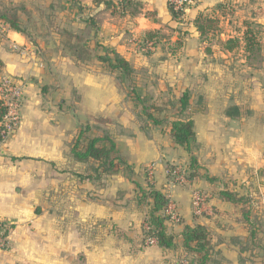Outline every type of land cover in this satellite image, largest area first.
I'll use <instances>...</instances> for the list:
<instances>
[{"label": "crops", "instance_id": "0c3cea01", "mask_svg": "<svg viewBox=\"0 0 264 264\" xmlns=\"http://www.w3.org/2000/svg\"><path fill=\"white\" fill-rule=\"evenodd\" d=\"M107 1L43 0L40 10L47 15L37 20L30 13L34 0H0V13H15L24 29L22 34L4 24L0 32V81L10 78L21 91L20 122L0 145V221L9 227L0 264H194L181 250L180 235L195 225L209 230L217 264H264V249L256 250L264 246V224L251 244L240 208L212 196L224 188L245 195L240 185L254 183L257 192L263 184L264 50L258 68L244 40L250 29L260 37L246 15L250 8L260 11L263 2L199 0L178 22L168 0H139L136 16L112 14ZM199 15L216 20L204 36L194 24ZM64 33L83 38L88 58L66 49ZM146 33L160 39L148 55L130 43ZM106 52L128 62L136 97L161 107L148 113L164 123L147 119L127 80L103 66L99 58ZM181 119L193 122L192 151L202 167L192 187L166 176L168 165L189 161V151L170 136V123ZM83 130L86 137L114 141L120 161L115 173L83 178L87 165L71 153ZM205 175L218 181L211 185ZM146 177L179 217L166 223L176 235L175 250L143 246L151 200L140 203L136 196L147 189ZM194 190L207 197L202 216L193 213ZM244 243L248 248L241 252Z\"/></svg>", "mask_w": 264, "mask_h": 264}, {"label": "trees", "instance_id": "16d2710c", "mask_svg": "<svg viewBox=\"0 0 264 264\" xmlns=\"http://www.w3.org/2000/svg\"><path fill=\"white\" fill-rule=\"evenodd\" d=\"M106 6L112 11V14L119 13L121 16L124 14L136 16L142 9V3L139 0H108L106 2ZM168 6L172 18L175 21L182 22L184 20V12L175 11L169 3ZM21 10L26 11L23 7H21ZM0 22L7 25L12 30L24 34V29L20 27L19 19L15 13H10L8 11L0 13ZM215 23L216 20L212 15H199L194 21L195 27L201 36H204L207 31L213 30ZM64 38V45L70 53L76 55L81 60L88 58L89 53L84 48L83 38L81 36L64 33ZM244 40L247 46V51L254 55L253 58H256L260 51V47L255 32L251 29L247 31L245 33ZM159 42L160 39L156 33H146L138 42V46L140 48H145L147 44L151 43L155 47ZM150 53V51H146L143 54L148 55ZM99 60L105 68L112 72L120 73L121 76L127 80L128 92L135 96L136 100L141 103L147 119L152 120L155 125H161L164 123L163 119L160 120L158 118H154L148 113V110L159 112L161 111V107L155 106L153 103H149L146 99L144 100L140 97H136L134 89L132 88L133 72L127 61L113 52H106V55L99 58ZM188 102L189 96L186 93L179 102L182 110L187 108ZM5 115L6 108L3 101L0 100V123ZM227 115L232 117L233 110L229 109ZM170 126V136L173 142L178 147L186 148L189 151L190 157L188 164L185 167L168 165L166 169L167 179L170 183L179 184L177 178L182 175L186 181L184 185L192 187V185L201 177L202 171L198 158L193 155L192 151L195 145L193 122L192 120L187 119L175 120L170 123ZM83 134L84 130L79 133V136L73 141L71 147L73 158L76 161L87 165L85 170L86 175L83 176V178L89 180H99L103 175H111L115 173L120 161L114 141H112L108 136L86 137ZM204 178H206L211 185H214L218 181L216 178L209 177L208 175H205ZM146 180L147 189L139 188L136 196L138 202L140 203H147V200H151V206L147 210L143 221V246H147L146 241L154 240L155 246H158L166 251L175 250L177 249V245L175 243L176 235L168 232L166 226L168 217L164 216V211L171 201L163 191L155 189L153 183L150 182L147 177ZM212 196L221 201H225L239 207L242 221L249 229L251 244L257 241L256 237L260 232L262 224L257 216H255L248 197L225 188L213 191ZM8 234L9 227L2 223L0 226V236L7 239ZM180 236L182 238L181 250L184 255H187L193 260L194 264H217L219 253L211 244L210 232L206 227L202 225H195L193 227L185 226ZM246 245V243L240 245L241 252L247 251L248 247ZM257 249L263 250L264 247L257 246ZM243 264L246 263L243 261Z\"/></svg>", "mask_w": 264, "mask_h": 264}, {"label": "built area", "instance_id": "2783aa9c", "mask_svg": "<svg viewBox=\"0 0 264 264\" xmlns=\"http://www.w3.org/2000/svg\"><path fill=\"white\" fill-rule=\"evenodd\" d=\"M198 0H168V3L173 7L175 11H182L185 10L197 3ZM2 31L6 30L5 26L3 25L1 28ZM131 44L137 45V41H130ZM139 47V46H138ZM154 46L149 43L145 48H138L141 51H152ZM0 100L3 101V104L6 108V115L2 119L0 123L1 127V143L0 145L11 135V133L17 128L20 122L19 110H20V103H21V91L17 84L10 78H3L0 81ZM149 177H151V169L149 171ZM179 184H185L186 181L182 175L178 178ZM192 209L195 216H202L203 214L207 213L206 207V197L194 190L192 195ZM164 216L168 217V222L170 223H178L179 217L175 212V208L172 203H170L164 211ZM2 222L0 221V226ZM144 228V227H143ZM147 246H154V240L146 241ZM7 246V239H4L0 236V251H2Z\"/></svg>", "mask_w": 264, "mask_h": 264}, {"label": "rangeland", "instance_id": "374dc122", "mask_svg": "<svg viewBox=\"0 0 264 264\" xmlns=\"http://www.w3.org/2000/svg\"><path fill=\"white\" fill-rule=\"evenodd\" d=\"M252 1V0H251ZM43 0H34L33 4L31 5V11L30 13L33 14L32 16H34L35 19H39L41 17H43L44 15L46 16L47 15V10L42 13L41 12V8L45 7L43 6ZM252 2H254V4L256 3H259V2H263L264 4V0H253ZM250 4H253V3H250ZM40 7V8H39ZM41 9V10H40ZM251 10H249L250 12L248 13V17H250V19H256L255 21H249L250 22V28L254 29L255 31H259L261 33L259 39H258V44H260V46L262 47L260 49V51L264 50V21L261 22V23H258V20H262L264 19V5L262 8H260V11L258 9H254V8H250ZM48 12L49 14L51 13V10L48 8ZM33 19V18H32ZM43 22V20H42ZM41 22L39 23V25L37 27V30H39V28L41 27ZM4 24L2 22H0V32H2L1 28ZM30 28V26H29ZM31 32L32 33H38L39 31H34L31 29ZM260 41V42H259ZM137 49L139 48L137 45H134ZM156 47L153 48V50L155 49ZM139 50V49H138ZM153 50L151 51V53L153 52ZM140 52L144 53V51H141L139 50ZM261 53L259 54V56H257L255 59H254V62L255 64L257 65V67L259 68V66H261V62L263 61V59L261 60V57H260ZM260 57V58H259ZM128 89V84H127V87ZM150 166H147L145 169H146V172L147 174L149 175V171H150ZM261 172L259 173L260 175V183L262 185H260L259 187H257V192H254L255 188H254V183L253 184H249L247 188L243 187V185H246V184H242L240 185V190L243 192V193H246L245 195H251V197L249 198L248 196V199L250 200V205L253 209V212L255 214V216H257V218L262 222V224H264V173H263V169L260 170ZM234 185L238 186V184L234 183ZM244 188V189H243ZM198 191V190H196ZM200 191V190H199ZM198 191V192H199ZM251 192V193H250ZM201 193V191H200ZM203 194V193H202ZM204 195V194H203ZM205 196V195H204ZM206 200H207V197H206ZM258 246V245H256ZM261 247H264L263 245H260ZM251 248V247H249ZM258 250V249H256ZM263 252V251H261ZM253 255V254H252ZM250 261V260H249Z\"/></svg>", "mask_w": 264, "mask_h": 264}]
</instances>
